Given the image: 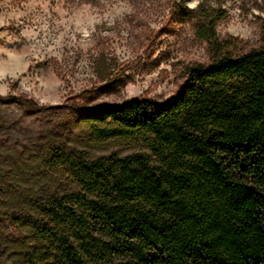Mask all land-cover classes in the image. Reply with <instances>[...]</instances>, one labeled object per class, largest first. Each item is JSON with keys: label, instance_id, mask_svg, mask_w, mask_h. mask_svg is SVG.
<instances>
[{"label": "trees", "instance_id": "obj_1", "mask_svg": "<svg viewBox=\"0 0 264 264\" xmlns=\"http://www.w3.org/2000/svg\"><path fill=\"white\" fill-rule=\"evenodd\" d=\"M216 25L203 35L211 63L188 67L174 97L75 108L93 143L130 155L11 146L0 114V156L34 180L0 189V264H264V18L252 50ZM3 107L47 110L13 96Z\"/></svg>", "mask_w": 264, "mask_h": 264}, {"label": "rangeland", "instance_id": "obj_2", "mask_svg": "<svg viewBox=\"0 0 264 264\" xmlns=\"http://www.w3.org/2000/svg\"><path fill=\"white\" fill-rule=\"evenodd\" d=\"M258 5L262 0H0V97L31 99L47 109H0L9 121L3 139L14 135L13 146L64 143L95 157L130 155V143H93L75 108L174 97L188 67L211 63L203 39L213 37L211 22L220 41L262 47ZM11 158L0 156V189L34 181L17 175Z\"/></svg>", "mask_w": 264, "mask_h": 264}]
</instances>
